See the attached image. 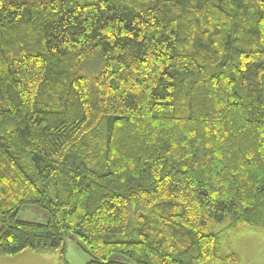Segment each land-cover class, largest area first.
Wrapping results in <instances>:
<instances>
[{"label": "trees", "instance_id": "obj_1", "mask_svg": "<svg viewBox=\"0 0 264 264\" xmlns=\"http://www.w3.org/2000/svg\"><path fill=\"white\" fill-rule=\"evenodd\" d=\"M0 221V256L240 261L223 238L264 231V0H0Z\"/></svg>", "mask_w": 264, "mask_h": 264}, {"label": "rangeland", "instance_id": "obj_2", "mask_svg": "<svg viewBox=\"0 0 264 264\" xmlns=\"http://www.w3.org/2000/svg\"><path fill=\"white\" fill-rule=\"evenodd\" d=\"M20 220L38 221L47 223L49 221V213L47 209L39 205H24L18 214ZM2 221H0V226ZM224 226L221 223L218 229ZM71 237V234H69ZM67 260L71 264H88L90 261L89 256L78 245L77 241L72 238L67 239ZM224 245L228 246L231 250L238 251L243 255L242 259L234 264H264V231L260 229H247L244 226L225 238H223ZM242 252V253H241ZM59 254L56 252L51 253H38L25 250L18 255L12 257L0 256V264H58ZM123 260L124 255L113 254L111 259ZM229 264V263H228Z\"/></svg>", "mask_w": 264, "mask_h": 264}]
</instances>
